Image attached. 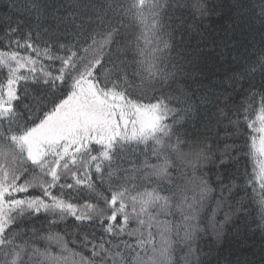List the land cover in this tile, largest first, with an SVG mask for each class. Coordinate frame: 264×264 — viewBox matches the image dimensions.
I'll use <instances>...</instances> for the list:
<instances>
[{
  "label": "snow or ice",
  "instance_id": "6c2138e0",
  "mask_svg": "<svg viewBox=\"0 0 264 264\" xmlns=\"http://www.w3.org/2000/svg\"><path fill=\"white\" fill-rule=\"evenodd\" d=\"M47 7L0 15V264H264V0ZM197 120L204 133L179 131ZM249 188L260 244L225 250L228 202Z\"/></svg>",
  "mask_w": 264,
  "mask_h": 264
},
{
  "label": "trees",
  "instance_id": "16d2710c",
  "mask_svg": "<svg viewBox=\"0 0 264 264\" xmlns=\"http://www.w3.org/2000/svg\"><path fill=\"white\" fill-rule=\"evenodd\" d=\"M11 0H0V15H3L4 13H8L10 11L9 4ZM42 3L47 5V12L49 15L58 8L61 4H68L71 3V0H42ZM226 4L233 3V0H225ZM62 14V11H61ZM15 18V17H14ZM26 18V16H25ZM205 24L212 25L221 23L220 21H217L215 17H213L210 21H205ZM47 26V25H45ZM206 36L209 37L208 41L205 42L202 47L205 49L206 54L207 50L212 47L211 45V38L215 33L213 32L212 28L209 27V29L205 33ZM245 87H247L245 85ZM259 105H257V108L253 110L252 116L250 119L255 120L257 111H258ZM205 124L206 121L197 120L195 124H193L192 121H188L187 125L184 128H180L179 131L181 133L189 132L195 135L197 132L204 133L205 132ZM243 131L247 134L248 130L246 125H242ZM231 142V141H229ZM243 139L237 141V143H243ZM155 162V161H153ZM245 161L241 160V170H243V165ZM234 168V166H233ZM251 170V169H249ZM173 175H177L175 172ZM215 177H213V180ZM182 183V181H180ZM227 183V180L225 181ZM243 180H238L237 184H243ZM212 188L214 191L209 194L208 198L204 202V208L201 210V216L203 217V224L207 225L209 222V219L213 215V209H216L217 201L221 199V190L218 184L212 183ZM31 195H39V191L31 192ZM226 194V193H225ZM191 195V193H189ZM239 201V203H237ZM82 202V201H81ZM232 205L231 212L234 213L232 216L231 221L224 226V235H223V248L225 250L230 248H235L237 243L243 240H247L248 244L251 245L253 241L258 246L260 244V237H261V229L258 227L260 224V208L258 205L257 200L252 199V190L249 188L247 190V194L245 191H234V194L231 198V200L228 202ZM229 211V208L227 204L224 208L219 209L215 213L216 221H222L224 219L225 213ZM45 217L43 214L40 215L39 221L36 223V227H40V222L44 221ZM69 227H74L72 225L71 218L68 220ZM64 224L59 225V227L52 229L53 231H59L61 234H63ZM132 227H135V225H132ZM47 232V225H44V228L41 231V234H46ZM127 238V237H125ZM68 240H71L72 237H67ZM209 244H215V238L214 235L209 231V233L203 237V240L201 241V247L203 251L207 252L209 248ZM39 246L41 248L46 246V243L41 241L39 243ZM70 247H73V245H69ZM51 250L53 252H58L59 249L53 244L51 245ZM77 251H81V249L77 248ZM258 251V248L256 249ZM83 254L85 256H89L90 253L86 250L83 251ZM177 258L179 256L183 255L181 252L176 253ZM225 255H227V251H225Z\"/></svg>",
  "mask_w": 264,
  "mask_h": 264
}]
</instances>
